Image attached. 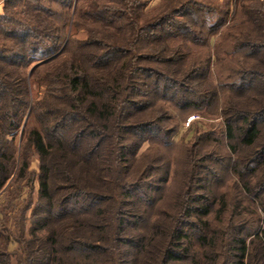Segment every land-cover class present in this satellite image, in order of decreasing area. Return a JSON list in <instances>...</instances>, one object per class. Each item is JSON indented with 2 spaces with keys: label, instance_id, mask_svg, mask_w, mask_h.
Segmentation results:
<instances>
[{
  "label": "trees",
  "instance_id": "trees-1",
  "mask_svg": "<svg viewBox=\"0 0 264 264\" xmlns=\"http://www.w3.org/2000/svg\"><path fill=\"white\" fill-rule=\"evenodd\" d=\"M111 3L77 0L74 9V0H7L0 15V191L9 179L10 144L27 117L38 122L24 132L40 158V202L18 264H202L186 231L188 205L166 216L169 225L141 227L154 192L153 182L142 179L152 181L154 170L135 181L129 159L148 134L161 133L167 113L151 118L152 102L169 89L175 91L172 97L194 94L196 84L208 80L210 65L183 74L171 69L186 57L166 44L176 36L166 30L172 15L139 27L138 13L112 10ZM187 6H196V0L181 3L175 15L187 16ZM240 8L251 13L257 34L234 38V48L246 51V59L227 75L237 79L223 118L238 159L235 176L264 212V1ZM120 20L127 22L116 25ZM88 23L113 24L120 31L129 26L136 44H147L149 53L134 56L135 43L120 44L118 33L107 42L108 32ZM82 28L87 35L80 41L74 36ZM177 29L195 41L186 23ZM183 103L192 106L188 99ZM22 165L25 173L29 166ZM260 241L264 245V232ZM237 243L239 264H246L247 242ZM0 264H10L9 258L0 254Z\"/></svg>",
  "mask_w": 264,
  "mask_h": 264
},
{
  "label": "rangeland",
  "instance_id": "rangeland-1",
  "mask_svg": "<svg viewBox=\"0 0 264 264\" xmlns=\"http://www.w3.org/2000/svg\"><path fill=\"white\" fill-rule=\"evenodd\" d=\"M6 1H0V15L4 13ZM97 1L109 3V0ZM186 1L125 0L120 3V0H113L114 3L108 5L112 10L138 13L139 27L165 13L171 14L166 30L176 36L166 44L172 51L179 48L186 53L182 63L171 69L183 74L188 68L210 65L208 80L196 84L194 94L181 93L172 97L175 91L169 89L167 94L161 93L166 96L152 102L148 112L151 118L156 119L158 111L167 113L163 115L166 120L158 126L161 133L148 134L140 146L135 144L138 148L131 159L128 158L132 162L130 177L135 181L149 168L154 170L152 181L147 177L141 178L145 184H154L153 201L145 210L146 217L141 227H164L163 221V225H169L166 216L178 215L185 204L191 212L186 231L191 237L192 255L202 264H239L237 242L240 239L245 240L249 247L246 264H264V245L260 241L264 232V212L260 200L249 196L235 176L238 159L231 151L223 118V108L233 91L230 85L237 79L227 75L240 68L246 59V51L234 48V38L257 34L250 22L251 13L243 12L240 6L243 4L247 10L257 8L258 2L264 0H196V6H187L190 11L187 16L175 15L181 3ZM74 3L75 9L77 0ZM143 4L146 7L141 10ZM126 22L120 20L115 23ZM182 23L190 28L194 42L180 35L177 27ZM112 25L86 24L87 27L106 30L108 36L103 39L107 42L118 33L120 44L130 47L126 43H135L130 47L134 56L149 53L147 44L137 45L134 41L133 28L128 26L120 31L113 29ZM86 35V29L82 28L74 38L82 41ZM167 53L172 54L170 51ZM184 99H188L192 106H185ZM34 126L38 127L35 116L27 117L20 133L10 144L13 159L8 164L9 179L0 191V254L6 255L10 264L19 263L22 242L32 239L33 211L40 202V158L36 150L26 143L24 132ZM25 161L29 167L22 173ZM199 198L200 202L197 201ZM206 207L209 209L207 215L203 214Z\"/></svg>",
  "mask_w": 264,
  "mask_h": 264
},
{
  "label": "crops",
  "instance_id": "crops-1",
  "mask_svg": "<svg viewBox=\"0 0 264 264\" xmlns=\"http://www.w3.org/2000/svg\"><path fill=\"white\" fill-rule=\"evenodd\" d=\"M0 1H2V2H3V1H5V0H0ZM2 4H3V3H2ZM2 4H1V6H2Z\"/></svg>",
  "mask_w": 264,
  "mask_h": 264
}]
</instances>
